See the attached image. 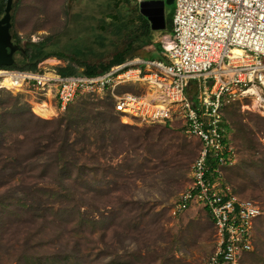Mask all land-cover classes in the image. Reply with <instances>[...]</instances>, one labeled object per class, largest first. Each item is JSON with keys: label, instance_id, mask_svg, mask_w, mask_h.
<instances>
[{"label": "rangeland", "instance_id": "1", "mask_svg": "<svg viewBox=\"0 0 264 264\" xmlns=\"http://www.w3.org/2000/svg\"><path fill=\"white\" fill-rule=\"evenodd\" d=\"M115 1L119 2L116 7ZM122 1L14 0L11 33L20 34V45L31 50L32 60L47 53L69 58L42 61L39 68L44 72L53 73L55 67L71 62L80 71L81 62L106 60L85 49L81 39L86 41L94 33L82 31L85 23L80 19L88 12L94 18L103 16L108 32L101 37L106 43L119 37L118 19L139 22L137 0ZM99 2L101 8H84L85 3L94 7ZM175 11V3L166 7V29L154 31L153 41L141 46L148 54L138 57L160 58L163 33L172 34ZM47 38L51 44L39 48ZM15 60L27 62L22 52L15 54ZM4 86L0 78V100L8 110L22 115L10 130L12 143L26 150L22 160L38 164L11 184L39 186L41 192L21 200L19 195L8 198L0 207V264L205 263L215 249L213 222L198 208L173 215L174 203L189 184L199 149L196 139L160 123L128 120L115 111L109 96L84 97L65 112H55L51 95L36 87L9 91ZM127 90L151 93L133 86ZM35 104L46 105L55 115L39 117L33 111ZM71 113L87 122L86 135L65 132ZM227 117L240 151L229 181L242 198L254 199L262 207L255 227V251L247 264H264V109L246 98L233 104ZM61 139L73 145L68 153L71 171L62 180L55 163ZM7 154L0 150V166ZM252 160H261L262 167L246 169ZM8 187L1 188L0 194L5 195Z\"/></svg>", "mask_w": 264, "mask_h": 264}, {"label": "built area", "instance_id": "2", "mask_svg": "<svg viewBox=\"0 0 264 264\" xmlns=\"http://www.w3.org/2000/svg\"><path fill=\"white\" fill-rule=\"evenodd\" d=\"M174 3L173 32L163 36L161 59H128L94 76L5 69L0 72L10 86L4 87H36L57 100L56 112H65L80 95L109 96L115 111L128 120L180 123L184 135L199 140L201 149L173 215L198 208L213 222L215 249L204 264H244L245 255L254 250L262 207L237 195L226 178L239 154L223 111L246 98L264 109V0ZM127 86L151 93L121 91Z\"/></svg>", "mask_w": 264, "mask_h": 264}, {"label": "trees", "instance_id": "3", "mask_svg": "<svg viewBox=\"0 0 264 264\" xmlns=\"http://www.w3.org/2000/svg\"><path fill=\"white\" fill-rule=\"evenodd\" d=\"M6 1L7 0H5V2L3 4V8L0 11L1 16L4 15ZM128 1H130V0H128ZM138 18L140 20L141 26H140V29H137V31L138 32L141 31L143 35L149 34L151 32V27H150L148 20L145 17H143L142 15H140ZM12 19H14L13 15H12ZM13 26H14V24H13ZM12 38L16 44L20 45L22 43L21 36L18 33H16L15 30L12 31ZM51 42H52L51 38H47L46 40L39 43V48H45L46 46L51 44ZM127 54H128V51L126 50L124 52H121V53L115 55L114 57H112L111 59H109L107 61L101 59V60H98V61L93 62V63L92 62H81L79 64V66L81 67L80 71L74 66L73 62H71V64H68L65 67H55L54 71L58 75L63 76V77L74 76V75L75 76L76 75L94 76V75H98V74H101V73L108 71L113 66L123 64L128 59L136 58V57H129L128 58ZM24 57L27 59L26 63H20L19 64L16 62L12 67L0 68V70L6 69V70H18V71H29V72H41V73H43L44 70L42 68H39V63H41L42 61L48 60L50 58H58L59 60L69 59L65 55H62V54L47 53L44 56L37 58L36 60H32L31 50L29 48L25 49ZM121 91H128L127 87L122 88ZM129 92H131V91H129ZM132 93L138 94L135 92H132ZM84 97H88V96L87 95H80L76 100L84 98ZM232 105L226 107L223 111V114H224V118L226 120V127L228 129V133L231 137L232 143L235 146V148L237 149L238 154L240 156V151H239V148H238L236 140H235V130H234L231 122L229 121V119L227 117V111ZM114 109H115V107H114ZM0 111H5L2 114H0V150H4L5 153H8L5 160L3 161L2 165L0 166V189L3 187H7V186L10 187V189H8V191L6 192L5 195L0 194V200H1L0 207H3V206H5V201L8 198L16 197L19 195L20 196L19 200H21V199L28 198L30 195L35 194V192L40 193L41 191H40L39 186H25L24 183H21V182H19L20 184L17 187L12 186L11 183L15 179H17L18 177L21 178V175L27 173L31 169L37 168L38 164L36 162H28V161L22 160L21 159V153L25 152L26 150L21 148L20 147L21 145H17V144L12 143V139H11L12 136L10 134L11 133L10 130L12 129V125L16 121H18V119H21L22 115L19 113H13V112H11V110H8L7 103L5 101H1V100H0ZM65 122H66V125H65L66 131L65 132L71 131V132H74L77 134H85L86 135V132L88 131V128L85 127L87 125L86 124L87 122L82 121L75 114L71 113L70 115H68ZM163 126L169 130L180 129L183 132V127H181V126L171 125L170 123L163 124ZM81 127H83L84 131H81ZM197 141L199 142V149H198V153H199V150L201 149V143L199 140H197ZM53 147H55V146H53ZM71 149H73V145L70 144V142L66 139H61L59 142V145L57 146V150H56V154H55V157H56L55 163H56L57 167L60 168L58 171V175H59L61 180L65 179V177H67L69 172L71 171V166H72L71 160L72 159H70V157L68 156L69 155L68 153ZM251 149H253V148H251ZM198 153H197V155H198ZM246 165H247L246 169H257V168L262 167V161L261 160H256V161L252 160L249 163H246ZM233 168H230L226 171V178H227L229 183H230L229 174ZM235 193L237 195H239L236 191H235ZM239 196L242 197L241 195H239ZM255 246H256V239L254 237V250L245 255L244 264H247L248 258L251 255H253V253L255 251Z\"/></svg>", "mask_w": 264, "mask_h": 264}, {"label": "crops", "instance_id": "4", "mask_svg": "<svg viewBox=\"0 0 264 264\" xmlns=\"http://www.w3.org/2000/svg\"><path fill=\"white\" fill-rule=\"evenodd\" d=\"M130 1L123 0L122 2L123 3L124 2L129 3ZM4 2H5V0H0V11L3 8ZM118 3H119L118 1H115L113 3L114 7H116L118 5ZM94 5L95 6L92 7V6H90L89 3H85L84 8H86V9L97 8L98 9V8H101L102 4L99 2V3H96ZM100 15H101V13H100ZM1 17L2 16L0 15V18ZM102 17L94 18L93 12H88L86 14V16H84L80 19V22L83 20V22L85 23L84 28L81 30L83 31L86 28V31H88L90 33H94L93 36L88 38L86 41L81 39L82 41H84L82 44H84L86 50L93 51L94 52L93 55H95L96 57L106 58V61L111 59L115 55H117L121 52H124L126 50L128 51V54H127L128 58L129 57L143 56L145 53H147V49H142L141 46H143V47L147 46V44H149L153 41L154 31L151 29V32L147 35H143L141 31L138 32L137 29H140V26H141L139 18H138L139 25H137L138 23L137 24L136 23L134 24L133 22L129 23L128 20L123 22V21H120L118 19L117 28L119 27V32L117 33V35L119 37H113L114 40L113 39L107 40V42L105 43V40L101 37V34H105L106 32H108V30L106 28V24H104L106 21ZM108 17H112V18H114V20L117 19V17H115L114 15L113 16L109 15ZM92 20L95 21L96 23H98L97 25H95V27H93V25H94L93 23H90ZM109 20H111V19H109ZM120 31H122L124 34L120 35ZM163 35L165 36L168 34L163 33ZM157 53H159V57H160L159 59H161L162 54H161L160 47H159V50ZM155 60H157V59H155ZM46 96H48V95H46ZM56 105H57V100L52 97V108L54 110H55Z\"/></svg>", "mask_w": 264, "mask_h": 264}, {"label": "water", "instance_id": "5", "mask_svg": "<svg viewBox=\"0 0 264 264\" xmlns=\"http://www.w3.org/2000/svg\"><path fill=\"white\" fill-rule=\"evenodd\" d=\"M13 3L14 0L6 1L4 15L0 18V68L12 67L16 63L15 54L25 52V48L15 44L12 38ZM173 4L174 0H143L139 4V12L153 31H163L166 29L165 9Z\"/></svg>", "mask_w": 264, "mask_h": 264}, {"label": "bare ground", "instance_id": "6", "mask_svg": "<svg viewBox=\"0 0 264 264\" xmlns=\"http://www.w3.org/2000/svg\"><path fill=\"white\" fill-rule=\"evenodd\" d=\"M237 53H240L239 50H236ZM0 78L4 80L5 86H10L9 79L7 78L6 74L0 72ZM18 90V89H16ZM33 111L36 115L42 118H50L55 115V112L50 110L46 105H40V104H35L33 107Z\"/></svg>", "mask_w": 264, "mask_h": 264}]
</instances>
